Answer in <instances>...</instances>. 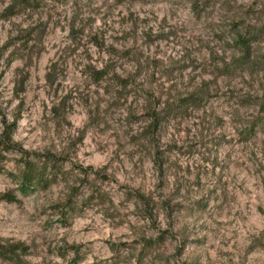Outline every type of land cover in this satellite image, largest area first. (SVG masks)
<instances>
[{"label": "rangeland", "instance_id": "374dc122", "mask_svg": "<svg viewBox=\"0 0 264 264\" xmlns=\"http://www.w3.org/2000/svg\"><path fill=\"white\" fill-rule=\"evenodd\" d=\"M27 159L48 185L22 191ZM21 243L0 264H264V0H0Z\"/></svg>", "mask_w": 264, "mask_h": 264}, {"label": "trees", "instance_id": "16d2710c", "mask_svg": "<svg viewBox=\"0 0 264 264\" xmlns=\"http://www.w3.org/2000/svg\"><path fill=\"white\" fill-rule=\"evenodd\" d=\"M245 55H248L250 52L249 43L246 42L245 47L243 49ZM16 127V123L12 124V130ZM9 140H11V133L9 135ZM47 165L48 162L43 165L44 167H39L38 163L36 161L27 159L24 163L23 169L20 171V182L22 184L23 192H26L27 190L41 186L45 183V185H48L50 181H47L44 177L46 171H47ZM58 172L53 173V178L56 180ZM8 201L12 202L15 199L13 197H7ZM27 251V246L23 243L17 244V245H1L0 244V258H3L4 260L9 261H15L16 258L20 257L19 252L22 254H25Z\"/></svg>", "mask_w": 264, "mask_h": 264}]
</instances>
